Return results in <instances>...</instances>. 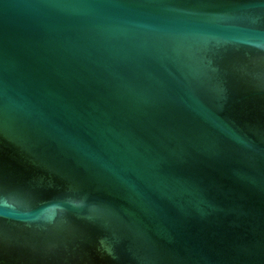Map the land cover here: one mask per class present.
I'll return each mask as SVG.
<instances>
[{"label": "water", "instance_id": "obj_1", "mask_svg": "<svg viewBox=\"0 0 264 264\" xmlns=\"http://www.w3.org/2000/svg\"><path fill=\"white\" fill-rule=\"evenodd\" d=\"M0 264H264V0H0Z\"/></svg>", "mask_w": 264, "mask_h": 264}, {"label": "clouds", "instance_id": "obj_2", "mask_svg": "<svg viewBox=\"0 0 264 264\" xmlns=\"http://www.w3.org/2000/svg\"><path fill=\"white\" fill-rule=\"evenodd\" d=\"M81 204H82V202L80 201V203L78 205H75V206L79 207V206H81Z\"/></svg>", "mask_w": 264, "mask_h": 264}]
</instances>
